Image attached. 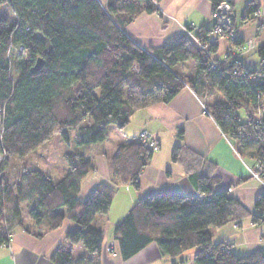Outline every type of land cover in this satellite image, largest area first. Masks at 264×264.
<instances>
[{
    "label": "trees",
    "instance_id": "16d2710c",
    "mask_svg": "<svg viewBox=\"0 0 264 264\" xmlns=\"http://www.w3.org/2000/svg\"><path fill=\"white\" fill-rule=\"evenodd\" d=\"M209 1L213 10L220 2ZM259 9V2L250 0L244 15L254 16ZM158 11L147 0H108L106 5L99 0H0V154L5 155L0 172L11 159H24L55 134L70 144L69 132L75 131L81 147L104 143L109 126L124 130L134 112L167 104L186 87L210 101L208 114L237 153L264 165V123L257 110L264 97V71L248 69L239 58L216 59L218 45L209 38L214 28H201L195 40L177 34L158 48L142 49L123 29L143 13ZM228 41L231 47L244 46L237 33ZM258 56L264 60V46ZM39 58L43 66L34 73ZM190 60L197 70L189 78L176 67ZM234 68L250 70L253 79L243 83L233 76ZM152 155L137 140L120 147L110 161L114 184L130 183L139 190L141 171ZM171 158L203 198L162 191L136 201L114 230L122 258L154 243L162 256L172 259L196 248L192 264H264V249L238 255L229 245L213 242L214 229L247 217L264 226V193L255 200L257 213L251 214L227 191L215 190L213 162L182 146L174 147ZM64 159L68 173L57 181L37 169L16 182L0 176V247L9 245L16 227H24L21 205L26 202L28 216L38 226L48 221L49 230L58 229L66 217L77 223L66 235L68 245L53 253V264H74L71 246L79 243L97 257L83 262L99 264L103 233L92 224L110 211L116 189L101 183L80 200L81 183L94 170L92 158L72 150Z\"/></svg>",
    "mask_w": 264,
    "mask_h": 264
},
{
    "label": "crops",
    "instance_id": "0c3cea01",
    "mask_svg": "<svg viewBox=\"0 0 264 264\" xmlns=\"http://www.w3.org/2000/svg\"><path fill=\"white\" fill-rule=\"evenodd\" d=\"M250 0H231L232 19L238 38L243 42V51L238 58L248 69H258L260 58L258 49L264 46V0L259 12L251 17L244 15V8ZM106 5L108 0H99ZM159 11L143 13L129 23L123 32L144 50L162 46L170 37L187 34L195 40L201 28L211 30L215 21L213 7L209 0H159ZM192 30L189 31L188 28ZM218 45L215 58L224 60L231 43L216 39ZM180 67V73L192 77L197 70L193 60ZM110 136L105 145L108 149L85 151L90 155L94 170L81 183L79 199L85 200L101 183L114 186L116 194L110 211L97 215L93 227L103 233V247L99 255V264H188L193 261L162 256L156 244H150L131 258H122L114 230L129 208L139 199L169 191L189 197H197L198 191L184 169L173 162L171 155L174 147L182 146L206 161L216 165L214 177L215 190L227 191L229 197L237 200L251 214L257 213L254 203L264 193V175L261 180L253 177L255 160L240 156L234 142L226 137L214 119L204 113L201 100L189 88L181 90L167 104L157 103L133 113L124 130L109 126ZM155 135L160 150L152 155L139 177L140 188L135 190L129 184L116 185L110 171V160L120 147L133 144L142 131ZM183 131V137L180 136ZM91 147V148H92ZM112 148V149H111ZM111 149V150H110ZM231 189V191H230ZM66 213V209L62 210ZM25 227V228H24ZM16 227L10 237L9 245L0 247V264H53L52 255L61 246L68 245L66 235L77 228V223L66 217L58 229L49 230L48 221L41 225ZM41 236H38V235ZM113 242L117 255L108 250ZM213 242L225 243L238 255H247L264 249V226L253 225L249 217L213 230ZM74 264H86L83 259L96 261L82 243L71 246ZM188 261V262H187ZM175 262V263H174Z\"/></svg>",
    "mask_w": 264,
    "mask_h": 264
},
{
    "label": "rangeland",
    "instance_id": "374dc122",
    "mask_svg": "<svg viewBox=\"0 0 264 264\" xmlns=\"http://www.w3.org/2000/svg\"><path fill=\"white\" fill-rule=\"evenodd\" d=\"M229 1H231V0H229ZM156 2H158V4H159V0H156ZM4 14L9 15L10 13L8 12L7 9H5ZM180 67L181 66H179V68H176L177 72H179V73H180ZM200 100L205 105L210 103V101H208L206 97H203ZM0 110H1L0 111V123H1L0 140H1L2 132H3V130H2L3 108L1 106H0ZM242 116H243V114H242ZM243 118H244V116H243ZM139 135L137 137V141L140 142ZM69 136H70V144H67L61 135L55 134L47 142H45L43 145H41L35 151L31 152L24 159H19V158L11 159L7 169L4 172H0V176L4 177L9 182H16L24 173H26L30 170H33V169H37V170H41L43 173L47 174L54 181L60 180L65 174L68 173V167H67L66 161L64 159V154L67 151L80 150V151L85 152L88 150L93 151V149H94L93 147L91 148L90 146L89 147L88 146H82V147L78 146L76 143L77 139H76V132L75 131H70ZM153 136L155 137L154 134H153ZM156 140L159 144V141L157 138H156ZM96 148L97 149H108L109 145H105L104 143H101V144H98ZM156 152H158V151L153 152V154ZM4 159H5V155L0 154V166L3 163ZM29 208H30V206L26 202H24L21 205V210H22V216L21 217H22L23 224L31 227V225L33 226L35 223L28 216ZM4 212H5L4 213V218H5L8 216V210L6 209V210H4ZM9 235H10L9 237H11L13 235V232H12V234L10 233ZM108 250L114 256L117 255V252L115 250V245L113 244V242H111L109 244ZM197 251L198 250L196 248L190 249V250L186 251L185 253H183L181 256H179L177 258V260H179V259L189 260L193 256V254H195V252H197ZM188 264H192V262L189 261Z\"/></svg>",
    "mask_w": 264,
    "mask_h": 264
},
{
    "label": "built area",
    "instance_id": "2783aa9c",
    "mask_svg": "<svg viewBox=\"0 0 264 264\" xmlns=\"http://www.w3.org/2000/svg\"><path fill=\"white\" fill-rule=\"evenodd\" d=\"M152 1L154 4L158 3L156 0H147ZM232 3L229 0H221L215 10L213 11V19L215 21V27L212 31V35L214 38H224L226 40L233 39L236 37V29L233 26V20H232ZM210 34V35H211ZM210 42H214L213 38H210ZM243 46H237V47H230L229 51L227 52L226 56H231L232 58L238 59V53L243 51ZM213 69L217 68V63H213L212 66ZM264 71V60L260 62V68ZM233 76L240 79L243 83H246L247 81H250L253 79V74H251L250 70H244L240 72L237 68H234L233 70ZM201 105L203 108L204 113H208L205 104L201 101ZM257 110H258V118L259 120L264 123V97L261 98L257 102ZM1 111V110H0ZM1 126V123H0ZM1 130V127H0ZM139 139L141 144L146 148L153 152L159 151L160 145L158 144L156 137L153 136L149 131H143L139 135ZM253 177L257 180H261L262 176L264 175V165L257 164L254 171H251ZM231 191V189H230ZM197 197L203 198L202 195L198 194Z\"/></svg>",
    "mask_w": 264,
    "mask_h": 264
},
{
    "label": "water",
    "instance_id": "95a60500",
    "mask_svg": "<svg viewBox=\"0 0 264 264\" xmlns=\"http://www.w3.org/2000/svg\"><path fill=\"white\" fill-rule=\"evenodd\" d=\"M43 66V60L42 58H39L36 65L33 67L32 71L35 73L37 71H39Z\"/></svg>",
    "mask_w": 264,
    "mask_h": 264
}]
</instances>
